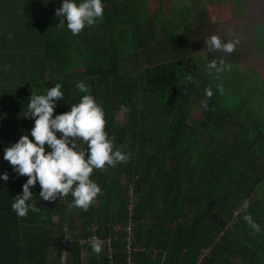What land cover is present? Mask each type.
Listing matches in <instances>:
<instances>
[{
  "label": "trees",
  "instance_id": "obj_1",
  "mask_svg": "<svg viewBox=\"0 0 264 264\" xmlns=\"http://www.w3.org/2000/svg\"><path fill=\"white\" fill-rule=\"evenodd\" d=\"M61 3L0 0V174L9 176L0 179V264H50L53 252L64 264L59 253L66 226L75 235L65 264H109L105 246L96 254L80 238L90 234L93 223L96 234L108 238L128 218L124 178L130 175L139 176L135 242L156 247L155 255L138 253L135 264H197L206 248L211 252L201 264H264V85L251 93L248 86L255 84L245 82L234 65L217 79L206 64H219L220 51L189 54L184 34L173 32L168 18L152 16L144 0H102L100 22L78 35L57 26ZM171 10L182 19L186 8ZM171 38L180 42L165 41ZM79 81L102 106L114 149L129 158L93 169L90 178L101 192L87 211L70 207V193L44 201L37 183L30 187L28 202L37 210L18 217L12 199L22 194L28 177L3 159L4 149L33 127L34 118L27 114L32 93L61 84L64 97L57 101L55 116L78 103L83 95L76 88ZM208 87L211 98L205 97ZM122 110L125 123L117 120ZM249 123H255L258 137L251 136ZM78 143L87 150L86 143ZM245 199L248 208L233 228L224 230ZM245 214L260 232L244 221ZM117 236L113 245L119 249L124 235Z\"/></svg>",
  "mask_w": 264,
  "mask_h": 264
},
{
  "label": "clouds",
  "instance_id": "obj_2",
  "mask_svg": "<svg viewBox=\"0 0 264 264\" xmlns=\"http://www.w3.org/2000/svg\"><path fill=\"white\" fill-rule=\"evenodd\" d=\"M103 13L102 0H62L55 12L61 18L57 26L66 25L72 35H78L86 26L99 23ZM237 43L238 39L222 41L216 35L205 41L208 49L224 53L233 52ZM230 68L231 65L222 59L219 64L216 60L206 64V70L209 73L214 70L217 79L221 71ZM61 88L62 85L56 83L51 88L47 87L44 94L32 93L27 114L34 118L33 127L4 149L3 159L13 166L17 174L28 177L22 185V194L12 199L11 208L18 217L26 216L30 209L37 210L28 203L33 196L30 187L37 183L40 186L39 197L44 201H54L70 193V207L87 211L101 192L100 186L90 178L93 169H103L106 165L114 167L129 158L119 148L114 149L113 138L105 131L103 108L89 93L84 81L76 84L79 92L83 93L78 103L71 104L67 112L53 115L57 101L64 97ZM204 91L206 98L212 97L210 87ZM217 91L223 92L221 85H217ZM202 106L207 108V99ZM57 133L61 135L58 137ZM80 141L86 143L87 150L80 146ZM0 179L7 181L9 176L5 172L0 174ZM243 219L255 232L261 231L250 214H245ZM89 243L94 253H101L104 241L93 236Z\"/></svg>",
  "mask_w": 264,
  "mask_h": 264
},
{
  "label": "crops",
  "instance_id": "obj_3",
  "mask_svg": "<svg viewBox=\"0 0 264 264\" xmlns=\"http://www.w3.org/2000/svg\"><path fill=\"white\" fill-rule=\"evenodd\" d=\"M182 1H184L183 10L186 8L182 14L183 20L178 17L175 24L169 26H172L173 32H181L184 34L186 48L190 51V47L192 49L194 45L197 50L198 44H194V42L198 41H196L194 37L203 35L207 25H210L207 29L210 31L214 29L215 35L221 38L222 41L238 39L239 43L236 44L233 52L224 53L218 50L221 55L220 60L222 59L224 62L229 60L230 65L237 66V74H239L245 82L248 84H255L248 86V90H250L251 93L254 94L260 91L261 89L259 86L264 85V74L259 73L257 66L264 65V0H215L217 3L218 15H212L211 17L209 13H205L204 15L201 13L204 17L199 18V23L196 20L193 8L186 3L189 0ZM182 1L180 2L182 3ZM229 2H231V5ZM173 16H175V13H173ZM171 19L175 20L173 17ZM171 22L173 23V21ZM223 25H227L228 27H224ZM230 25H232V28ZM209 37L207 36L206 40ZM171 40L180 42L179 39L173 38L166 39L165 41L171 43ZM190 41L193 43H190ZM206 47L204 42L205 50L208 49ZM260 112L264 115V107H262ZM254 124L255 123H249L250 134L251 136L258 137L257 131L255 133L257 127L255 128ZM50 264H59V256L56 252L52 253Z\"/></svg>",
  "mask_w": 264,
  "mask_h": 264
},
{
  "label": "built area",
  "instance_id": "obj_4",
  "mask_svg": "<svg viewBox=\"0 0 264 264\" xmlns=\"http://www.w3.org/2000/svg\"><path fill=\"white\" fill-rule=\"evenodd\" d=\"M139 179L138 175H130L125 176L124 180L127 187V215L128 218H124L122 221L117 223L114 228V234L108 238H101L96 234L98 230V224L93 223L90 228V234L86 237L80 238V243L82 245H90L89 240L91 237L95 236L104 241V246L107 250V256L109 260V264H135V256L138 253L144 252H153L154 255L156 253V247L152 244L146 243H136V231L135 226L136 222L134 220V212L135 206L137 204L136 198V181ZM247 205V207H245ZM248 208L247 199L241 201L238 206L233 211L232 217L230 221L224 226V230H228L233 228L238 220L240 219L243 212ZM223 230V231H224ZM223 231L220 234H223ZM118 233H122L124 235L123 242L119 249L115 248L113 243L118 241ZM75 232L68 226L63 229V237H62V250L61 261L65 264L69 255V245L74 240ZM113 239L115 240L113 242ZM119 251V253H118ZM211 250L210 248L203 249L202 253L199 256V260L197 264H201L206 257L209 256ZM84 254V252H83ZM118 256H121V259L117 261Z\"/></svg>",
  "mask_w": 264,
  "mask_h": 264
},
{
  "label": "rangeland",
  "instance_id": "obj_5",
  "mask_svg": "<svg viewBox=\"0 0 264 264\" xmlns=\"http://www.w3.org/2000/svg\"><path fill=\"white\" fill-rule=\"evenodd\" d=\"M144 1L146 2L147 11L149 10V13L152 16L159 13L160 19H162V21H163V19L168 18L167 26L173 24L171 22L172 17L174 19H177L181 15V14H178V10H177V12L175 13V16H173V13L171 10L172 6H179V5L183 6V3H184V1H182V0H180V1H182V3L179 0H174L172 2H169V0H144ZM186 3H187V5H189L193 8V12L196 15V20L198 21V23H199V18L200 17L203 18L204 16H202V15H204L205 13H209L211 17H212V15H214V16L218 15L217 14V3L215 0H194V1L189 0ZM218 3H220V2H218ZM158 4L162 5L161 10L157 9ZM229 4L231 5V2H229ZM224 11H227V10H224ZM201 13H202V15H201ZM169 18H170V21H169ZM223 26L228 27L227 25L226 26L223 25ZM209 27H210V25L206 26V28L203 32V35H198V36L194 37V39L196 41H198V42H194V44H198L197 50H196L195 46L193 45L192 49L190 47V51L188 52L189 54H197L198 52L200 54V53H203L205 51L204 42L206 40V37L215 35V30L212 29V31H210L207 29ZM230 27L232 28V25H230ZM190 43H193V42L190 41ZM162 56L164 58L166 56V53H163ZM197 58L199 59V56ZM176 66L179 70H181V69H183L184 64H182L181 62H176ZM245 68H247V67H245ZM257 69H259L260 74H264V72H263L264 71V65H258ZM251 87H253V86H251ZM117 120L121 123H125L127 121V114H126L125 110L118 112ZM263 162H264V159H263Z\"/></svg>",
  "mask_w": 264,
  "mask_h": 264
}]
</instances>
